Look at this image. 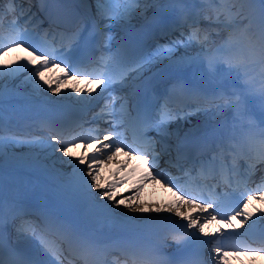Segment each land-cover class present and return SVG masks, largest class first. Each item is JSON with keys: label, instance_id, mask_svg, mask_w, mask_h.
<instances>
[{"label": "snow or ice", "instance_id": "6c2138e0", "mask_svg": "<svg viewBox=\"0 0 264 264\" xmlns=\"http://www.w3.org/2000/svg\"><path fill=\"white\" fill-rule=\"evenodd\" d=\"M6 2L7 8L0 6V56L13 49H22L28 55L19 57L12 64L0 65V81L6 78L14 79L26 72L28 75L24 77V82L31 85L33 92L60 93L68 80H75L77 83L86 80L88 85L95 87L71 89L78 102H90L94 98L92 93L96 92L101 96L115 84L127 86L129 80L141 83L134 87L129 96L105 98L103 107L94 119L108 123L109 127L106 129H101L97 124L94 128L83 131V125L75 124L73 133L68 136L50 131L46 138L22 141L15 136L4 135L0 123V158L13 145L39 144L44 149L59 152L61 160L68 158L67 163L72 166L69 186L89 209L99 205L111 212L123 205L131 212L174 213L180 220H173L171 216L158 217L179 230L169 234L171 239L178 244L184 241L195 243L201 250L207 249L211 253L212 264H220L229 251L264 255V237L259 246H252L240 239L257 221L264 219V208L257 209L260 215L256 219H253L255 214L249 211V205L254 201L264 203V175L254 187H250L257 165H264V0H200L203 7L197 9L191 23H187V16H181L189 31L182 30V23L179 38L157 44L154 49L139 55L130 54L125 45H120L115 52L107 55L101 52L99 57L76 61L72 60L71 53L81 45L86 27L85 17H78L74 29L70 32L50 33L49 30H44L46 42L41 45L34 41L27 27L34 17V14L28 15L30 8L24 9L18 4V0ZM41 3L43 4V0ZM94 4L95 17L90 20V35L101 37L102 43L98 45L101 49L107 47L113 39L110 33H105V28L115 23L127 22L137 12L143 14L148 7H159L157 0H94ZM170 4L181 13L189 6L186 0H170ZM191 7L195 8L196 5L192 4ZM5 15L13 17L7 36L2 32ZM24 16L27 17L25 26L20 27L18 19ZM200 19L222 26V29L215 28L211 31L217 34L221 30L226 32L217 50V56L208 55L210 31L199 27ZM36 26L33 25V28ZM57 39L59 47L56 44ZM193 43L200 46L199 53L174 61L177 47L187 49ZM164 60H168L170 64L175 63L178 67L203 65V78L220 85L231 83L232 80L239 81V87H231L228 91L223 87L218 88L215 94L206 99L209 107L232 111L234 120L247 119L248 125V130L239 142L230 141L227 148L218 144L208 160L199 159L198 154L186 166L188 157L177 148L175 159L166 161L169 167L177 169L179 174L176 176L164 169L155 172L152 170L159 169L161 156L171 157V152L167 144L149 136L148 132L171 135L167 133L169 123L207 111L208 108L201 105L194 108L187 105L177 108L172 103V90H169L164 102L154 109L147 98L146 82L141 78L143 72L152 64ZM89 64L93 65L91 70ZM253 65H259L261 69V86L257 89L252 88L247 76V70ZM53 69H59L62 74L46 79L45 73H52ZM174 87L184 85L178 82ZM141 88L144 89L143 93L139 91ZM71 93L66 92L65 95ZM81 93L85 95L81 97ZM3 97L4 88L0 87V104L3 103ZM117 99L121 101L119 108L114 107ZM130 101H134L131 106ZM254 107L261 113L258 119L252 114ZM2 120L0 109V122ZM41 127L50 129L52 125L43 121ZM129 128L134 130L131 143L127 141ZM78 146L82 150L76 155L73 149ZM121 152L129 159L118 160ZM133 156L139 159L143 166V172L135 182V192L139 193L143 184L149 181L162 182V186L171 189L176 197L172 204L163 208L146 207L133 203L132 196L117 199L121 196L119 189L129 183L138 171L139 166L128 168ZM113 163L116 164V169L112 172L113 178L105 180L100 169ZM193 171L202 181L211 179L216 182L197 183L196 177L192 176ZM218 188L220 191H217ZM108 201L113 204L109 205ZM11 208V215L6 216L5 201L0 194V264H174L163 252L169 235H164L156 241L121 240L104 243L75 230L52 213L40 214L38 220L22 219L17 226L18 235L34 237L39 243V255L26 256L8 242V224L25 215L20 205L13 204ZM234 220H239L241 228L248 224V229H245L244 233L239 232L233 224ZM249 221H252V224H249ZM213 222L217 225L226 224L231 231L220 227H217L215 233L208 231ZM191 229L195 231H189ZM110 252H118L122 259L114 257L111 261L107 260L106 256ZM178 264L207 262L201 259L181 261Z\"/></svg>", "mask_w": 264, "mask_h": 264}, {"label": "bare ground", "instance_id": "6f19581e", "mask_svg": "<svg viewBox=\"0 0 264 264\" xmlns=\"http://www.w3.org/2000/svg\"><path fill=\"white\" fill-rule=\"evenodd\" d=\"M147 17V12L146 11H143V14H140V12H137L136 14H134L131 18H133L134 20L133 21H131V20H129V21H127V22H125L123 25L125 26L124 28H125V30H127L126 31V33H129V32H131V31H133V30H135L136 29V27L138 26V24H140V22L143 20V19H145ZM137 20L139 21V22H137ZM122 31H124V30H122ZM187 52L188 51H183L182 53H179V52H175L174 53V57H173V59H174V61L175 60H179L181 57H188L187 56ZM218 54H209V56L210 57H214V56H217ZM21 56H27V55H24L21 51H18V50H16V49H13V50H11L9 53H6L5 55H3V56H1L0 57V65H7V64H12V62L14 61V60H17L19 57H21ZM5 61V62H4ZM166 61H168V60H164V61H162V62H166ZM161 62H158V63H155L154 65H158V64H160ZM153 65V66H154ZM252 72H253V69H248L247 70V76L248 77H250V81H251V83L252 82H255V84H258L259 82H261V75H258V76H256L255 74H253L252 75ZM20 75H23V76H25V73H21ZM9 79H4V80H2V81H0V87H3L4 88V97H3V100H5V99H7L8 97H11L12 95H16V93H18L19 92V90H22V89H20V87L23 85L24 86V89H28V90H31L32 88H31V85L30 84H27V83H25L24 82V77L23 78H21L20 80H19V82L15 85V86H12V84H11V81H8ZM70 80H68L67 82H69ZM66 82V83H67ZM253 84V83H252ZM260 86H256V88L254 87V86H252V88L253 89H257V88H259ZM66 91H68V90H66ZM27 92H29V93H31L32 91H27ZM32 94V93H31ZM0 107H2V106H0ZM20 148H22L21 150H20ZM10 149H13V150H10ZM38 150V153L39 154H42L43 155V158L44 159H47L48 161H52V162H55V163H58V161L59 160H61L60 159V157H61V155H59V154H57L56 153V155H51V154H49V152H47V150L46 149H44V148H42L39 144H34V143H24V144H16V145H13L11 148H9L8 150H7V152L8 151H12V152H15V154H17L16 155V157L17 158H15L16 160H20L17 164H19V165H26L27 164V161L29 160V159H31V158H29V157H27V158H24V157H22L23 155H25V154H23V155H21V151H26V150H28V151H30V152H32L31 150H33V151H35V150ZM42 155H39L40 157H42ZM4 156H6V154L4 155ZM21 157V158H20ZM3 158H6V157H3ZM67 159V157H64L63 158V160L64 159ZM12 160H14L12 157L8 160V163H11V161ZM63 160H61V161H63ZM16 162V161H15ZM70 181V180H69ZM69 181H67V183H68V185H69ZM124 187L123 188H121L119 191H120V193H121V196H118L117 198L118 199H121V198H123V197H126L125 196V194L130 190V189H132L133 191H135V185H130V184H125V185H123ZM161 186H162V184H161ZM68 188H70L71 189V187L69 186ZM142 189H145L146 190V192H147V190L149 189V187L148 186H143V188ZM138 199V202H137V204H139V205H142V204H144V205H147L148 203H150V202H155V200L158 202V203H163V204H172V203H170V200L172 199L171 197H169V198H167V197H163V198H161L160 196H154L153 198H151L150 200L149 199H147V198H143V196L141 195L140 197H138L137 198ZM155 199V200H154ZM262 208H264V203H263V206H262ZM133 214L135 213V212H132ZM258 213V212H257ZM138 214H140L139 212H138ZM259 214V213H258ZM260 215V214H259ZM258 215V216H259ZM254 260V262L253 261H243L242 262V264H255V259H253Z\"/></svg>", "mask_w": 264, "mask_h": 264}, {"label": "rangeland", "instance_id": "374dc122", "mask_svg": "<svg viewBox=\"0 0 264 264\" xmlns=\"http://www.w3.org/2000/svg\"><path fill=\"white\" fill-rule=\"evenodd\" d=\"M10 150H13V149H10ZM21 150V149H20ZM21 153H26V151H21ZM6 155L10 156V155H15V152H12V151H8L6 152Z\"/></svg>", "mask_w": 264, "mask_h": 264}]
</instances>
